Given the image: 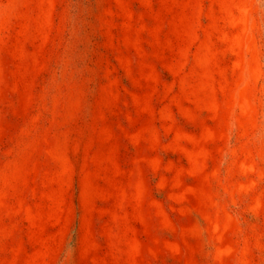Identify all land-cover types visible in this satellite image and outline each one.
<instances>
[{"label": "rangeland", "instance_id": "374dc122", "mask_svg": "<svg viewBox=\"0 0 264 264\" xmlns=\"http://www.w3.org/2000/svg\"><path fill=\"white\" fill-rule=\"evenodd\" d=\"M0 264H264V0H0Z\"/></svg>", "mask_w": 264, "mask_h": 264}]
</instances>
